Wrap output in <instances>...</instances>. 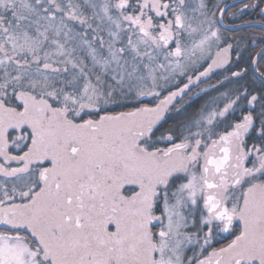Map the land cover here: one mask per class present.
<instances>
[{
    "label": "snow or ice",
    "instance_id": "snow-or-ice-1",
    "mask_svg": "<svg viewBox=\"0 0 264 264\" xmlns=\"http://www.w3.org/2000/svg\"><path fill=\"white\" fill-rule=\"evenodd\" d=\"M0 264H264V0H0Z\"/></svg>",
    "mask_w": 264,
    "mask_h": 264
}]
</instances>
